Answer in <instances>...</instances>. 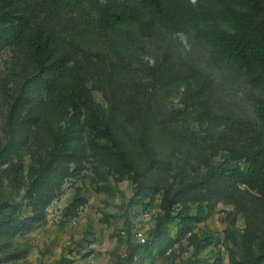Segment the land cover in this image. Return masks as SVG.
<instances>
[{"label": "rangeland", "instance_id": "obj_1", "mask_svg": "<svg viewBox=\"0 0 264 264\" xmlns=\"http://www.w3.org/2000/svg\"><path fill=\"white\" fill-rule=\"evenodd\" d=\"M72 1L0 0L33 14L76 74L51 114L13 116L23 51L0 48V264H264V193L212 176L261 148L264 134L230 125L260 123L264 68L219 63L207 39L263 27L264 13L238 0H161L182 9L185 30L150 29L143 13L146 29L109 32L86 25ZM186 71L211 89L160 87Z\"/></svg>", "mask_w": 264, "mask_h": 264}, {"label": "trees", "instance_id": "obj_2", "mask_svg": "<svg viewBox=\"0 0 264 264\" xmlns=\"http://www.w3.org/2000/svg\"><path fill=\"white\" fill-rule=\"evenodd\" d=\"M238 1L264 13V0ZM70 6L86 25L109 32L146 29L143 13L149 19L150 29L160 23L177 33L189 25L180 7L161 0H73ZM36 20L33 14L0 10V48L16 47L23 51L20 62L16 64L23 67L27 73L18 84L11 110L13 116L29 109L43 115L51 114L56 97L75 82L76 74L71 60L58 48L50 35L41 29ZM207 39L219 63L231 62L236 69L244 73L264 68V26L247 33H210ZM255 78L262 80L260 75ZM159 80L160 87L170 93L187 86L191 88L192 93L201 94L212 87L211 80L197 71L179 72ZM257 116L260 123L245 119L233 120L230 132L252 133L261 137L260 135L264 134V100L258 105ZM119 158L127 164L123 155L120 154ZM229 158L237 164L225 161L212 176L222 177L233 184L244 185L258 193H264V140L258 151ZM58 169L57 165L53 167V173L57 172V180L59 175L64 173L63 170L58 172ZM66 174L71 176L74 173L68 171ZM59 187L58 183L57 188ZM51 200L50 197L37 201L33 206L34 213L42 216Z\"/></svg>", "mask_w": 264, "mask_h": 264}, {"label": "built area", "instance_id": "obj_3", "mask_svg": "<svg viewBox=\"0 0 264 264\" xmlns=\"http://www.w3.org/2000/svg\"><path fill=\"white\" fill-rule=\"evenodd\" d=\"M141 217L143 221H148L152 218V213L149 209L144 210L141 212ZM134 236L138 239V241L142 244H147L148 243V236L145 233V229H143L140 226H136L135 229L133 230ZM123 235H126V231H122Z\"/></svg>", "mask_w": 264, "mask_h": 264}]
</instances>
